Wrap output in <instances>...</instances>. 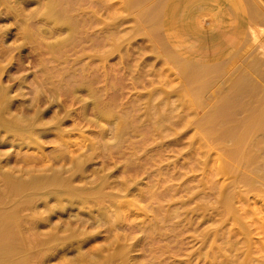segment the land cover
<instances>
[{
    "label": "bare ground",
    "instance_id": "obj_1",
    "mask_svg": "<svg viewBox=\"0 0 264 264\" xmlns=\"http://www.w3.org/2000/svg\"><path fill=\"white\" fill-rule=\"evenodd\" d=\"M247 1L257 50L264 8L261 2ZM201 10H208L205 24L198 19ZM244 12L230 0H0V132L12 134L19 151L34 147L6 154L5 160L0 156V264H43L65 245H77L82 254L83 244L91 248L90 257L82 254L65 264H200L184 253L183 227L193 219L181 211L182 197L176 205L181 186L169 184L175 175L169 168L157 169L153 182L156 160L143 170L132 140L142 137L147 125L173 132L183 118L171 116L165 102L148 103L144 110L118 103L122 90L115 86L117 77L107 69V59L138 36L166 54L165 61L186 85L182 101L199 115L191 122L200 128L198 136L208 139L217 133L209 139L212 144L232 143L218 161L226 162L246 189L220 192L213 208L223 221L240 222L238 199L248 191L264 197V51L218 59L231 31L246 25ZM230 17L235 20L232 30ZM8 36L15 41L7 43ZM87 49L99 63H81ZM232 64L236 67L230 70ZM138 78L133 75L132 83ZM238 107L246 113L242 118ZM226 123L233 125L227 128ZM85 125L99 129L100 151L73 139ZM109 129L113 136L105 140ZM50 138L56 145L47 150L42 144ZM128 150L127 162L115 164L116 155ZM145 178L148 199L155 200L149 206L154 215L140 226L134 208L143 197ZM52 217L59 221L52 223ZM221 226L204 231L213 259L203 264H261L249 253L242 258L232 247L217 244ZM41 227L50 229L40 232ZM248 227L243 224L242 230L251 238ZM137 231L142 234L136 236ZM163 236L166 243L157 247ZM98 239L105 243L92 247ZM180 253L189 256L183 260ZM220 257L224 259L218 261Z\"/></svg>",
    "mask_w": 264,
    "mask_h": 264
},
{
    "label": "rangeland",
    "instance_id": "obj_2",
    "mask_svg": "<svg viewBox=\"0 0 264 264\" xmlns=\"http://www.w3.org/2000/svg\"><path fill=\"white\" fill-rule=\"evenodd\" d=\"M255 2L259 3L260 0H255ZM260 5H263L262 7L264 8V3L261 2ZM207 11L208 10L203 12L201 10L198 12V19H204L202 24H205L208 19V16L206 15ZM262 12H264V10ZM249 22H251L250 19ZM5 25L7 26L10 24L6 23ZM231 25L235 26V24L232 23ZM251 25L249 23V26L246 24L241 29L231 31V34L234 35V37L223 49V52L218 59L219 61H226L231 55L237 52L246 53L251 56L252 52L264 51V32H259L258 34V40L260 43H258V49L256 50L254 47L257 46V42L255 41L254 44V41L251 40L252 37L250 36L251 32L249 27ZM255 25L256 24H254V26ZM257 26L258 25H256V27ZM14 41V37H7V43L10 44ZM247 44L253 47L248 46ZM261 44L263 50L261 49ZM259 46L261 48H259ZM24 52L26 53V51ZM254 53L253 55H258L259 52ZM97 54H99V52ZM94 55H96V53L93 50L87 49L85 54L80 57L81 63L90 61L99 63L97 56ZM163 55L165 56L166 54H160V52L156 50L154 42L150 41L148 38L138 36L121 47L119 51L113 52L107 59V69L111 70V76L114 77L113 74L115 73V76L117 77V80L115 79L116 81H114V79L112 80L117 84L115 86L118 88H116L122 90L120 97L118 98L117 96L118 103H127L128 106H133L138 110H144L147 108L148 103L149 105H160V103L165 102L168 105L166 108L167 112L170 113L171 116H181L183 118V122L179 124L176 130L173 132L169 131V133L165 130H162L161 132L160 130L157 131L155 128L149 127V125L143 127L141 130L143 136L136 137V139L132 138V140H134L133 147L135 149V155L141 157L142 161L140 163L144 166L143 170L149 168L150 163L156 160L155 164L152 166V169H155V173L152 176L153 182L156 179L154 175L157 174V169L162 172H168L166 168H169L171 170L169 172H172V174L175 175V178L169 182V184L174 183L181 186L179 193L176 195L178 200L176 205L179 206L182 204V202L179 201L182 197L185 204H183L181 211H184L189 219H193V224H186L183 227V236H181V239L183 238L184 240V253L191 256L193 255L192 259H194V263L200 262V264H203L204 260L213 259L212 249L210 248L211 240H208L209 237H207V240H204L203 234L205 233L204 231H208L222 223L220 229L223 236L217 241V244L222 245L226 250L229 246L232 247L234 253L237 255L240 254V256L242 255V258L249 253L250 256L256 259V261L264 264V197H261L263 195L257 193V191H248L243 197L238 199L237 206L240 208V214L242 216L240 222L232 219L223 221L224 219L219 215L217 208H213L220 192L227 193V190L229 192L235 187H237V190L245 191L246 189L242 184L238 183L239 180L237 181L236 173L234 174L232 171H229L228 168H225L226 166L224 165L226 162L220 161V163L218 161L223 149L229 148L232 143L229 141V143L221 142L227 140H216L218 142L214 141L215 143L212 144V141L217 137V133L211 134L208 139H203L198 136L201 133V130L199 127L197 128L194 122H191L197 119L199 115H196L194 106L182 101L180 93L183 92L182 89L186 87V85L183 86L181 84L180 76L174 70L173 66L165 61L166 58H164ZM26 63H28V61ZM235 67L236 64L231 66L230 70ZM30 71L31 69L28 73ZM19 74L20 73H17L16 75ZM133 75L139 77L135 84H133V80H131ZM254 76L255 75L253 74V77ZM30 78H32V76H30ZM255 78H257L255 79L256 82L262 80L260 77L258 79V76ZM113 81L112 83H114ZM261 82H263V80L260 81V84ZM5 84H13V81L10 82L9 80H5ZM25 91L27 92L28 89L25 88ZM112 93L113 95H117L116 92ZM25 96L29 97V94L26 93ZM211 102L213 103L215 101L213 100ZM79 106L80 103H77L72 107ZM237 110L239 112L238 115H241V117L239 116L240 118L246 114L244 113V109H241L240 107H238ZM232 125L233 124L230 123L225 124L227 128ZM161 129H163V127ZM74 134L76 135H74L73 139L79 143V146L90 145L95 147V150L100 151L98 145L102 140V137L96 126L85 125L82 133L76 131ZM112 136L113 133L110 129L104 134L105 140L111 139ZM212 137H214V139L212 141L209 140L212 139ZM42 145L47 150H52L56 145V142L53 138H50ZM19 150V141L15 140L12 134L1 131L0 156L2 159L5 160L6 154L16 156L19 152L21 154L27 151L32 152L34 147H24L21 149L22 151ZM130 153L131 152L128 150L125 155H116L114 159L115 164L123 165L127 162V157L130 156ZM230 162L231 160L229 159V163ZM12 165H14V162ZM174 166L176 168L172 170ZM142 177H144V175H141L139 178ZM148 180L149 179L146 178L144 179L143 187L141 188L143 197L138 198L134 208V212L138 215L136 221L139 222L140 226H146L150 218L154 215L149 208L150 204H155V200L151 201L148 199L149 193L147 192L146 185ZM155 219L156 218L152 220L155 221ZM56 221H59V219L55 217L51 218L52 223ZM198 221H200L199 224ZM243 224L247 225V227L249 226L248 228L251 232V238L247 237L246 233L242 230ZM49 229L50 227H41L40 232ZM135 234L136 236H139L142 232L137 231ZM249 238L251 239L250 243L248 241ZM166 239L167 236L161 238L158 237L155 245L157 247L164 245ZM104 243L105 241L103 239H98L96 242L92 243V247H99ZM76 246L77 245L71 247L65 245L64 247L55 250L51 256L43 262V264H65L68 260L77 262L74 259L82 254H85L84 256L88 258L90 257L88 252L91 249L90 247L83 244L81 254L78 249H75ZM181 253H183V251ZM181 253L178 257L180 259L184 260L189 256L186 254L181 255ZM222 259H224V257H220L217 260L219 261ZM40 261H43V259Z\"/></svg>",
    "mask_w": 264,
    "mask_h": 264
},
{
    "label": "crops",
    "instance_id": "obj_3",
    "mask_svg": "<svg viewBox=\"0 0 264 264\" xmlns=\"http://www.w3.org/2000/svg\"><path fill=\"white\" fill-rule=\"evenodd\" d=\"M231 1V3H232V5H237V6H241L242 8H243V10L245 11L244 13H245V19H246V24H248L249 23V15H248V1L247 0H230ZM260 2H264V0H260ZM231 19H230V22L232 23V24H235V20H234V18H232V17H230ZM231 27H233V25H231ZM232 30V29H231ZM233 33V32H232ZM236 33V32H235ZM233 37H234V35H232V34H230V41L233 39Z\"/></svg>",
    "mask_w": 264,
    "mask_h": 264
}]
</instances>
